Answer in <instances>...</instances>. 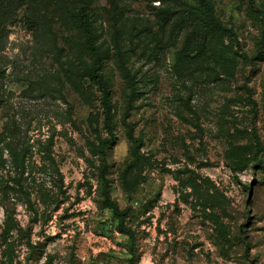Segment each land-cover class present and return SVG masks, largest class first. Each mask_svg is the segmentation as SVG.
Listing matches in <instances>:
<instances>
[{"label":"rangeland","instance_id":"1","mask_svg":"<svg viewBox=\"0 0 264 264\" xmlns=\"http://www.w3.org/2000/svg\"><path fill=\"white\" fill-rule=\"evenodd\" d=\"M208 1L233 37L196 0H87L103 166L77 0H0V264H128L105 194L138 264H264V0Z\"/></svg>","mask_w":264,"mask_h":264},{"label":"trees","instance_id":"2","mask_svg":"<svg viewBox=\"0 0 264 264\" xmlns=\"http://www.w3.org/2000/svg\"><path fill=\"white\" fill-rule=\"evenodd\" d=\"M197 6L195 7V13L199 15L202 21L214 32L223 33L228 36L233 37L231 28L224 26L221 21H219L213 14L212 7L208 0H196ZM78 7L73 15V23L78 31V33L83 38L82 47L91 57L90 65L85 68L81 76L86 78L90 82L98 85L101 92L100 103L102 106V117L103 125L105 128V135L98 137V143L96 145L97 153L101 158L103 166L106 165V150L114 143L116 140V133L113 129V119H112V104L110 99V89L102 76V65L100 53L93 41V36L90 29V22L87 13V0H77ZM236 54L246 58L245 53H239L236 50ZM259 154H264V144L261 143L258 137L254 140V152L253 158H258ZM104 168V167H103ZM104 180V177H102ZM103 207L109 208L112 212L113 219L116 221L117 231L128 237L131 245L129 246L130 258L128 259V264H138L137 261V251L135 247L136 234L134 229L128 225V210L121 208L113 199L110 198L108 194H105L102 200Z\"/></svg>","mask_w":264,"mask_h":264}]
</instances>
